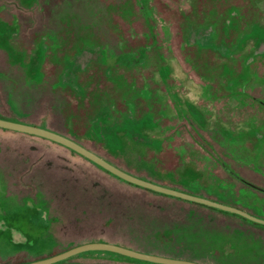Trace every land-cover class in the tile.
I'll use <instances>...</instances> for the list:
<instances>
[{"label": "rangeland", "instance_id": "rangeland-1", "mask_svg": "<svg viewBox=\"0 0 264 264\" xmlns=\"http://www.w3.org/2000/svg\"><path fill=\"white\" fill-rule=\"evenodd\" d=\"M17 2L0 0L9 11H2L0 16L10 20L14 15L22 22L23 37L27 39L49 31L58 37L62 53L86 43L95 54L105 49L108 56L115 57L146 49L148 59L146 65L140 67H126L114 63L116 60L112 58L105 67L95 64L89 67L88 74L80 75L74 91L70 88L26 90L16 83L3 86L4 97L11 99L17 111L29 110L32 117H44L40 114L43 109L48 113L47 124L52 129L141 179L173 186L192 183L193 189H201V193L213 197L219 192L214 194L210 189L215 192L217 184L223 189L221 184L224 183L235 192L242 189L240 201L251 209L264 205L263 200L251 196L248 185L233 178L221 166V161L225 162L244 180L260 186L264 180V145L251 139L233 142L215 128L217 122L234 130L241 127L242 122L250 125L256 122L258 128L264 123V104H260L264 102V54L261 55L264 47L257 50L256 61L245 67L243 60L253 55L251 49L237 53L236 60L231 61L211 50L197 51L196 46L186 42L190 26L220 18L221 22L227 17L233 18L232 38L250 31L254 23L264 24V0H150L154 19L149 21L142 16L137 0H41L31 10H23ZM232 11L237 12L235 16ZM262 24L257 26L255 34L244 37V45L250 41L256 43L257 36L264 30ZM2 32L0 28V36ZM157 54L168 59L176 56L191 78L208 85L202 93L186 87L180 89V93L190 94L205 116L211 117L213 125L196 133L189 126L177 127L180 121L176 118H166L161 121L162 129L166 131L170 125L177 131L172 132L171 137L165 136L162 145L158 128L144 124L143 130L157 135L152 146L159 152L141 146L138 137L135 141H126L125 150L111 156L103 150V139L101 142L95 137L94 128L100 133L97 120L100 118L112 125L118 122L114 117L131 108L138 109L137 117L147 111L141 91L144 88L152 92L165 91L157 74V68L165 62ZM61 66L60 60L54 61L50 78L53 82L56 80L53 74ZM226 66L233 68L236 74L247 72L251 76L246 107L233 100L223 87L226 76L222 73ZM107 68L110 73L106 72ZM164 73L169 70L165 69ZM153 104L156 110L160 108L159 104ZM121 138L119 134L120 144ZM19 141L28 145L21 152L22 156L14 153L13 143ZM19 180H22L21 187L13 188L12 183ZM224 195L228 201L236 202L228 191L221 197ZM258 196L264 198L261 193ZM0 201L1 205L5 203V212L10 215L20 209L28 218L34 213L33 222L22 215V230L30 232V241L23 233L14 239L13 243L22 244L17 248L9 241H0V264H28L98 241L149 246L140 249L163 252L165 248L155 237L171 241L178 232L180 239L191 247L183 252L185 256L211 261L208 249L232 239L220 251L225 255L239 252L233 255L234 264H264V230L236 218L211 215L205 210L150 194L113 177L73 150L3 128H0ZM41 212L48 213V217H40ZM261 215L264 216V212ZM196 235L198 239L194 240ZM212 249L214 255H219V249ZM89 252L60 264H141Z\"/></svg>", "mask_w": 264, "mask_h": 264}, {"label": "flooded vegetation", "instance_id": "flooded-vegetation-1", "mask_svg": "<svg viewBox=\"0 0 264 264\" xmlns=\"http://www.w3.org/2000/svg\"><path fill=\"white\" fill-rule=\"evenodd\" d=\"M40 1L41 0H21V8L23 10H31L37 7ZM137 3L144 19L146 21L153 20L154 9L150 4V0H137ZM1 8L2 11H8L6 10L7 8H4V6H1ZM236 13V11L231 12L232 16H235ZM0 18L6 20L1 16ZM220 20L207 22V24L204 25H196V27L190 26L191 30H189V37L188 39H186V42L190 45L196 46L197 51L201 52L211 50L213 52L219 53L225 59L231 61L236 60L235 57L237 53L240 54L246 49H251L253 50V55L251 54L249 56H246L243 60L245 67L251 66V64L256 61V56H258L257 50L264 47V30H262L263 32L260 36H257L256 43L250 41L249 43L244 45L242 41L245 36L255 34L257 26L262 23H254L250 25V31L241 32L235 38H232L231 30H233L234 27L233 18L227 17L223 20V22H221ZM3 23H1L0 26V28H3V32L1 33L2 36H0V43L1 45H3L7 41L8 46L6 50L10 56V59L18 63L19 65H22V75L27 82L26 84H24V88L27 90L31 88L42 90L43 88H45L48 89V91H52L59 88H63L64 90L70 88L72 91H74L75 84L78 82V78L80 77V75L85 76L86 74H88L90 70L89 67H92L95 64H98L96 67L107 66L109 64V59L111 58L116 60L114 63H120L122 65L124 64V66L126 67L145 66L148 62L146 49H139L134 52L132 51L127 55L120 54V56L115 57L108 56L105 49H101L99 54H95L89 49L92 47L84 43L82 47H78L75 49L70 48V50L62 53L61 51H59V39L54 33L49 31H46L45 33L39 32L35 37H30L29 39H27L23 37L24 32L22 30V22L16 20L15 17L12 22ZM220 23H222V27H219ZM262 25L264 26V24ZM220 30H222L223 36L220 35ZM262 54H264V52L261 53V55ZM157 57L165 62L163 65L157 68L158 77L164 84L165 91L163 92L162 90H158L156 92H152L149 88H144V90L141 91L142 96L146 100L145 103H147V111L143 112L141 116L137 117L135 116V114L137 115L138 109L131 108L129 109V111H125V113L114 117V119L118 118V122H114L112 125H107L105 121H102L100 120V118H98L97 127L99 128L100 133H98L97 130L93 127L94 134L97 140L102 142L103 139L104 141L103 150L107 151V153L111 156H116L118 153L123 152L126 147V141L129 140L132 142L135 141L134 139L138 137H140L138 138V140L141 143V146L146 148L151 147L154 151H157L152 146L155 137H157V135L160 136L163 145L165 136L167 137V135H170L171 137V133L177 131V128H174L170 125L169 127H167L168 130L164 131V129H162L161 121L166 118L172 120L176 118L180 121L177 127L180 126L183 129H186V126H189L196 133H199V131L201 132L211 129V126L213 125L211 117L205 116L204 110H202L201 107L198 106V102L192 100V98L189 96L190 94L187 93V95H185L184 93H180V89H183V87H186L191 91L194 90L195 93H202L203 91L207 90L208 85L200 84L195 79L191 78L189 76V72L185 69L184 65L178 60L176 56H172L170 59H168L157 54ZM53 60L55 62L57 60H60L62 64L60 70L56 74H53V78L56 79L54 82L52 81V79H50L52 78L51 68L53 67L54 63ZM165 69H168L169 73L165 74ZM106 72L110 73V68H107ZM222 75L226 76V80L225 82H223L224 86H222L226 88L230 93V97H233V100H236L238 104L246 107V98H249V92L247 89L249 87L248 84L250 83L251 76L247 72L236 74L234 73L233 68H231L230 66H226V69L224 70ZM159 97H161V99L167 98L168 100L163 101ZM153 103L159 104L160 108L156 110L153 106ZM260 104L262 105L264 104V102H260ZM8 106L12 111L15 112V107H11L13 105H10V103H8ZM217 123L218 124L215 127L216 131H218L221 136H224L225 138L233 142L251 139L259 144H262V146L264 145V131H262V128H264L263 122L260 124V128H258L259 126L256 127V122L252 123V125H250V123L242 122L239 123L241 127L238 126L237 130L231 129L229 126H226L222 122ZM144 124H152L153 126L158 128L159 133L157 135H154L150 131L143 130ZM69 130L70 129H68L67 131ZM56 133L68 137L69 139L77 142L78 144L89 150L86 145L80 143L79 141L74 140L62 133ZM119 134H122V144H120L118 140ZM22 135L35 136L26 133H22ZM38 138L41 140L51 141L42 137ZM13 144H15L16 146V149L14 151L16 156H22L23 151L26 149L25 147H28V145H25L21 141H19L18 143L14 142ZM22 146L24 147V149L20 150ZM29 147H32V145H29ZM35 147L37 148V146L34 145V148ZM91 152L94 153V151ZM95 154L100 157L102 156L101 154ZM20 183H22V180H19V182L16 184L12 183L14 186L13 188H20ZM260 184L261 185L259 186V188L262 189L260 193L264 196V180H262ZM4 195H7V193ZM261 200L264 201V198H261ZM4 206L5 203L1 205L0 201V207L2 208V210L0 209V241H9L14 247L17 248L18 246H22V244L19 245L13 243L16 236L23 233L25 236H27L29 241L31 238V234L29 231H27V229V232L22 230V215L25 220L27 219L29 222H33L34 213H30L28 218L26 214H22V210L20 209L19 212L10 215L5 212L6 210ZM38 209L39 211L41 210V208ZM40 217H42L43 219L45 217L47 218L48 213L41 212ZM2 238H4V240Z\"/></svg>", "mask_w": 264, "mask_h": 264}, {"label": "water", "instance_id": "water-1", "mask_svg": "<svg viewBox=\"0 0 264 264\" xmlns=\"http://www.w3.org/2000/svg\"><path fill=\"white\" fill-rule=\"evenodd\" d=\"M0 128L3 129H8V130H13L16 132H21V133H26L30 135H35L38 137H42L48 140H51L53 142H56L58 144H61L76 153L84 156L88 160L92 161L96 165L100 166L110 174L139 187L161 193L164 195L180 198L186 201L194 202L197 204L205 205L211 208H215L218 210H222L225 212L237 214L247 220H250L254 223L264 225V219L256 217L240 208H236L233 206H229L226 204H222L220 202H216L214 200H210L207 198H203L200 196L192 195L183 191H179L173 188L165 187L156 183H152L149 181H146L144 179H141L139 177H136L130 173H127L120 168L112 165L105 159L101 158L100 156L96 155L95 153L91 152L90 150L86 149L85 147L81 146L77 142L69 139L68 137H65L61 134H58L56 132H53L51 130L34 126V125H29V124H24V123H19V122H14L10 120H5L0 118ZM89 251H107V252H112L116 254H120L132 259L140 260V261H145V262H150L154 264H200L197 262L189 261V260H183V259H173V258H167L163 256H157V255H151V254H146L142 252H138L126 247H122L116 244H111V243H105V242H92V243H87L83 244L74 248H71L63 253H60L58 255L45 258L42 260H38L35 262H31L28 264H56L58 262H61L63 260L69 259L73 256H76L81 253L89 252Z\"/></svg>", "mask_w": 264, "mask_h": 264}, {"label": "trees", "instance_id": "trees-1", "mask_svg": "<svg viewBox=\"0 0 264 264\" xmlns=\"http://www.w3.org/2000/svg\"><path fill=\"white\" fill-rule=\"evenodd\" d=\"M221 166L224 168V170L229 173L233 178H235L236 180L240 181L241 183H243L244 185H248L250 187V192L252 193L251 196L253 198H257L259 200H261V197L258 196V193H260L262 191L261 188H259V186L257 185H254V184H250L249 182H247L246 180H244L240 175H238L232 168H230L225 162H222L221 161ZM184 170V169H183ZM158 170H155L154 172H157ZM107 172V171H106ZM109 173V172H107ZM110 174V173H109ZM112 175V174H111ZM113 177L123 181L124 183L130 185V186H133L135 188H138V189H141L145 192H148L150 194H153V195H157V196H161V197H164V198H167V199H170V200H174V201H177V202H181L183 204H187V205H190V206H193L194 208H198V209H202V210H205L207 212H209V214L211 215H215V216H224V217H232V218H236L246 224H250L252 226H254L255 228L259 229V230H264V225H260V224H257V223H254L250 220H247L237 214H233V213H229V212H225V211H222V210H218V209H215V208H211V207H208V206H205V205H201V204H197V203H194V202H190V201H186V200H183V199H180V198H176V197H172V196H168V195H164V194H161V193H157V192H154V191H151V190H148V189H145V188H142V187H139V186H136V185H133V184H130L114 175H112ZM154 177V176H153ZM155 178V177H154ZM146 181H149V182H152V183H156V184H159V185H162V186H165V187H169V188H173V189H176V190H179V191H183V192H186V193H189V194H192V195H196V196H201V197H204V198H207V199H211V200H214L216 202H220L222 204H226V205H229V206H233V207H236V208H240L256 217H259V218H262L264 219V216L261 215L263 214V207L264 205H261V208H255L254 210L251 209L252 207H248L247 205H245V203H242L240 200H241V193L240 191L242 189H239L237 192L234 191L233 188H230L228 186V184H224L222 183V187H224L223 189L220 188V186H218V184L216 185V189H215V192H213V189L211 191V193H214L216 194L217 192H219V194H217V196L215 195V197H213L211 194L210 196L209 195H205L203 193H201V189L199 190H195L193 189L192 187V183L191 184H188V185H178V186H173L171 184H167L166 183H160V182H157V181H154V180H151V179H144ZM171 182V181H170ZM173 183V182H171ZM200 184V183H199ZM198 184V185H199ZM229 187V188H228ZM201 188V187H200ZM209 191V192H210ZM225 191H228V195L229 197L236 201V202H231V201H228L224 196L221 197L222 194L225 193ZM193 212H196V209L195 210H192ZM261 213V214H260ZM214 216L210 217V219H213ZM209 220V219H208ZM179 232L177 233V236L175 238H173L171 241H168V240H161V237L160 236H157L155 237L156 241L160 244L161 247L165 248L163 250V252H158V251H154V250H149V249H140V248H150L149 246H143V247H134V246H131V245H125V244H119V243H114V242H108V241H98V242H105V243H111V244H116V245H119V246H122V247H126V248H129V249H132V250H135V251H138V252H142V253H146V254H151V255H157V256H163V257H167V258H173V259H183V260H189V261H193V262H197V263H200V264H234L233 262L235 261V258L233 257V255H237L239 252H232L231 255H225L222 251H220V248L223 247V245H225L226 243H229V242H232V239L229 240V241H223L220 243V245H217L216 247H211L210 249V252L208 253L209 255H212L210 256L209 258L211 259V261H209L208 259L204 260V259H197V258H194V257H190V256H185L183 255V252L187 249V248H191L189 245H186L184 243V241H182V239H180V236H179ZM195 238L198 239L197 235L194 236V240ZM168 241V242H167ZM92 243V242H91ZM86 244V243H85ZM156 247V246H155ZM153 248V247H151ZM212 248H216V250L219 249V255L218 254H213L211 251L213 250ZM90 253V252H88ZM92 253V252H91ZM95 253H99V254H106V255H111L112 257H118V258H122V259H125V260H128V261H132V262H136V263H141V264H154V263H150V262H145V261H140V260H136V259H132V258H129V257H126V256H123V255H120V254H116V253H112V252H107V251H95ZM83 254H86V253H83ZM83 254H79L75 257H78V256H81ZM213 256H216L215 259L212 258ZM73 257V258H75ZM72 259V257H71ZM262 260V259H261ZM66 261V260H65ZM64 262V261H63ZM62 263V262H59V264Z\"/></svg>", "mask_w": 264, "mask_h": 264}, {"label": "crops", "instance_id": "crops-1", "mask_svg": "<svg viewBox=\"0 0 264 264\" xmlns=\"http://www.w3.org/2000/svg\"><path fill=\"white\" fill-rule=\"evenodd\" d=\"M17 4L19 7H21V0H18ZM1 6L2 5L0 4V12L2 11ZM13 19H14V16H11L10 20H7V19L4 20L0 18V24L3 22H12ZM7 46H8L7 41L3 45H1L0 43V118L5 119V120L14 121V122L39 126L42 128H48L55 132L61 133V131L57 129H52V127H50L47 124L48 123L47 122L48 113L44 111L43 109L40 110V114L43 115L44 117H37V116L32 117L31 116L32 111L31 113L29 110L22 111V112H20L19 110L17 111L13 102L10 101L11 99L8 100L7 97H4L3 86L6 87L8 85H12L13 83H16L24 87V84L27 83L22 75V65H19L18 63L10 59V56L6 50ZM29 90H34V89L31 88ZM8 103H10V105H13L11 107L13 108L15 107V112L10 109V107L8 106Z\"/></svg>", "mask_w": 264, "mask_h": 264}]
</instances>
